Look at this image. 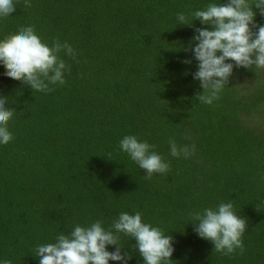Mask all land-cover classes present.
I'll return each instance as SVG.
<instances>
[{
  "label": "trees",
  "instance_id": "16d2710c",
  "mask_svg": "<svg viewBox=\"0 0 264 264\" xmlns=\"http://www.w3.org/2000/svg\"><path fill=\"white\" fill-rule=\"evenodd\" d=\"M209 3L223 0H31L30 8L14 0L0 41L34 26L76 58L60 53L71 71L48 93L5 76L0 64V96L15 108L13 139L0 144V264H39L37 246L97 220L115 232L124 212L173 236L170 264H264V70L234 68L218 100L194 101L203 91L197 62L181 61L192 59L182 49L196 33L177 14L194 21ZM128 135L155 145L170 170L145 179L119 147ZM170 139L194 154L171 156ZM228 202L247 221L243 254L213 253L191 224L190 213ZM118 235L128 264H144L135 239Z\"/></svg>",
  "mask_w": 264,
  "mask_h": 264
},
{
  "label": "clouds",
  "instance_id": "9594fccd",
  "mask_svg": "<svg viewBox=\"0 0 264 264\" xmlns=\"http://www.w3.org/2000/svg\"><path fill=\"white\" fill-rule=\"evenodd\" d=\"M24 7L30 8L31 0H24ZM254 8L264 17V0L209 3L203 10L191 13L194 21L199 20L204 25L199 28L188 15L177 14L180 26L192 27L196 33L182 49L191 52L192 59L181 61L185 64L197 62V71L192 75L203 91L195 93L194 101L211 105L218 100L225 85L229 84L234 68L264 70V25L256 22ZM15 11L14 0H0V18ZM61 52L73 60L76 58L75 50L67 42L62 44L57 39L49 47L36 34L34 26H21L18 34H9L0 41V64L5 68V76L30 86L33 92L48 93L54 90L50 85H64L65 72L71 71L60 57ZM6 105H9V97L0 96V144L4 145L13 139L8 122L15 112V108ZM169 146L170 155L177 158H188L195 152L194 145L191 148L178 146L174 139L169 140ZM119 147L144 170L145 179L170 170L169 164L153 150L155 145L140 142L136 136H125ZM255 207L260 211L259 204ZM190 216L194 221L191 223L194 232L212 243L213 253L228 256L239 249L243 254L242 236L247 221L235 213L231 202L206 208L202 213H190ZM111 229L115 232L105 230L99 220L88 227L76 225L70 236L59 234L55 243L37 246L35 256L39 258V264H109V261L128 264L132 255L123 251L125 248L119 243L118 234H124L135 239L144 264H170L172 261L173 236L142 222L141 213H121ZM109 245L116 246L114 252L107 250ZM3 264H12V261L4 260Z\"/></svg>",
  "mask_w": 264,
  "mask_h": 264
},
{
  "label": "rangeland",
  "instance_id": "374dc122",
  "mask_svg": "<svg viewBox=\"0 0 264 264\" xmlns=\"http://www.w3.org/2000/svg\"><path fill=\"white\" fill-rule=\"evenodd\" d=\"M258 118H259V117H258ZM261 123H264V119H263V121H262Z\"/></svg>",
  "mask_w": 264,
  "mask_h": 264
}]
</instances>
